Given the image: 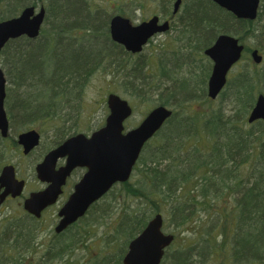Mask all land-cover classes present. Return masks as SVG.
Wrapping results in <instances>:
<instances>
[{
  "label": "trees",
  "instance_id": "1",
  "mask_svg": "<svg viewBox=\"0 0 264 264\" xmlns=\"http://www.w3.org/2000/svg\"><path fill=\"white\" fill-rule=\"evenodd\" d=\"M159 1L161 13L176 19L178 48L162 49L157 59L145 60L111 39L113 15L94 0H0V21L28 6L46 8L37 38L12 39L0 51V66L11 86L5 102L10 133L6 138L0 133V173L19 147L13 126L18 131L60 116L64 108L68 113L76 110L83 90L100 70L121 76L130 94L150 103L155 92L160 105L173 109L145 145L130 180L115 185L80 222L60 234L53 231L36 264H53L55 259L61 264H123L129 242L155 214L161 213L164 226L171 223L177 231L200 210L214 216L210 231L217 228L220 234L212 238L209 232L200 242L182 247L174 233L161 264H214L216 254L227 264H264V121H247L258 95L264 94V60L254 63L250 52L256 47L247 45V63L229 76L216 100L207 95L212 64H202L196 73L204 50L220 34L243 43L264 36V0L255 20L238 19L211 0H183L173 16L175 0ZM129 2L143 7L146 0ZM175 54L179 57L173 58ZM222 203L227 205L218 209ZM117 212L118 221L100 237L103 250L75 258L74 252L84 250L92 236L91 225ZM42 223L23 208L0 217V264H29Z\"/></svg>",
  "mask_w": 264,
  "mask_h": 264
},
{
  "label": "water",
  "instance_id": "2",
  "mask_svg": "<svg viewBox=\"0 0 264 264\" xmlns=\"http://www.w3.org/2000/svg\"><path fill=\"white\" fill-rule=\"evenodd\" d=\"M183 0H176V14ZM221 8L239 19L255 20L261 0H212ZM46 16L45 6L25 7L19 15L0 21V51L12 39L21 36H39ZM170 28L169 20L161 22L158 15L134 24L130 18L115 15L110 21V34L113 41L123 45L132 53L141 52L148 41ZM245 46L230 34H220L205 54L213 61L208 79L207 93L216 99L225 87L228 74L244 53ZM255 63L260 64L263 56L258 49L251 52ZM7 78L0 66V132L3 137L9 134L10 123L5 109ZM109 114L106 123L90 136L77 133L61 145L49 151L42 162L37 164V177L48 183L41 191L32 192L24 200V209L40 218L44 209L58 201L67 177L76 167H86L87 172L76 185L75 191L59 211L60 221L55 231L60 233L83 217L91 205L104 196L115 184L130 179L134 167L146 143L162 128L173 114V110L159 105L154 107L135 128L126 130L125 121L133 114L129 101L115 93L107 98ZM248 122L264 120V94H259L248 115ZM18 143L24 154L30 153L40 143V133L36 129L18 135ZM66 158V164L56 169L59 159ZM25 188V180L16 177L15 166L8 164L0 174V205L11 195L20 196ZM163 215L156 214L128 246L123 264H161L166 249L175 236L163 231Z\"/></svg>",
  "mask_w": 264,
  "mask_h": 264
},
{
  "label": "rangeland",
  "instance_id": "3",
  "mask_svg": "<svg viewBox=\"0 0 264 264\" xmlns=\"http://www.w3.org/2000/svg\"><path fill=\"white\" fill-rule=\"evenodd\" d=\"M129 1L130 0H94V4L98 7H102L111 15L122 14L125 17L127 16L131 18L135 23L141 22L144 19L151 17L152 15H160L162 18H168L167 16L165 17L163 13H161L162 6L159 0H146L143 7H135L136 5L132 4ZM175 23L176 19H173L172 26L169 31L155 36L149 42V44L143 49V51L139 53L141 54V59H143L144 57H146L145 60L147 58L148 60L150 58L157 59L159 57V54L163 52L162 49L168 50L169 48H178V44L175 41L176 27L173 25ZM177 28L179 29V27ZM245 43L246 46L250 45L252 47H258L261 53L264 55L263 35L259 38L249 39ZM202 54L203 53H201V55ZM137 57L138 55H136L135 59ZM162 57L165 58L166 55H163ZM178 57L179 54H175L173 56V58ZM197 58H200V56L197 55ZM208 62L211 63V61L204 54V60L198 63L200 66H198L196 73H200L202 69L201 65L204 63L207 64ZM246 63V59L240 61L230 71L229 76L236 72L239 68L244 66ZM106 71L107 72L100 70L91 78L90 82L81 94L80 107L76 110H71L70 113H68L67 108L66 110L64 108L60 116L53 115L47 119H39L36 122L31 123L29 126L22 127L23 129H20L18 131L16 130L15 126H13L12 130L14 134L16 132L20 133L23 130H29L32 128L40 131L41 143L34 152L28 155H25L23 153L21 146H19L15 152L10 153V159L8 163H11L17 167L18 177L26 179L27 184L23 197L9 198L0 206V217L12 214L22 209L24 197L27 196L30 191L39 189L42 186L41 182L36 176L35 165L42 159L44 153L56 143L57 139H65L70 134H73L75 132L91 133L92 131L104 125L106 117L109 114L107 97L110 93H116L126 98L134 108L133 116L129 118L125 123L127 129L137 126L146 116L149 110L159 104L156 101L158 97L157 93H150V96L153 100L148 103L146 102L147 99L130 94L128 88H124L125 83H123L121 76L112 73L113 71L111 72V69H107ZM140 72L141 71L136 72L137 76H135V74H132L131 78H133L134 76L135 79L138 78L140 76ZM126 85L129 86V83H126ZM7 86L9 87L10 84H8ZM66 131H70L71 133L66 134L65 136L63 135L61 137L60 134H64ZM226 205V203H222L218 209H222ZM120 208L121 207L118 208V211L120 210ZM55 210H57L56 207L48 210L43 217V226L37 239L39 244H36L34 258L31 259L29 264H36L39 261V256L46 250L47 241L53 232ZM89 216V220L93 219V215ZM195 216L196 217L192 220V222L184 226L182 229H177V231H175L174 225L169 223L168 225L164 226V231L177 234V243L182 247H186L188 244H191L193 242H200L201 237L205 238L209 232H211L212 238L217 237L220 234V231L217 228L210 231L213 228V223L215 221L213 218L214 216H211L210 212L200 210L195 213ZM118 219L119 216L117 212V215L116 213L113 214L112 218L108 220L99 219L98 222H94L95 225H91L92 236L87 240L84 250L80 249L74 252V256H76L75 258L81 259L80 256L83 255L82 257H84V253L88 254L90 258L92 253L95 252V254H97L99 249L103 250L104 241L100 237H103L104 231L109 229L112 224L114 225L115 223L113 222L118 221ZM89 220L87 221L89 222ZM218 240L220 241L223 239L222 237H219ZM228 240L229 237L226 239L225 244H228ZM106 247L109 248L107 245ZM220 257V254H216V256H214V264L228 263H223L221 261L222 257ZM60 262L61 261L59 259H55L53 261V264H61Z\"/></svg>",
  "mask_w": 264,
  "mask_h": 264
},
{
  "label": "flooded vegetation",
  "instance_id": "4",
  "mask_svg": "<svg viewBox=\"0 0 264 264\" xmlns=\"http://www.w3.org/2000/svg\"><path fill=\"white\" fill-rule=\"evenodd\" d=\"M62 142V141H61ZM60 142V143H61ZM59 143L56 141V143L49 149L51 150L52 148L58 146ZM47 150L43 157L45 156V154L49 151ZM35 151V150H34ZM33 151V152H34ZM42 157V159H43ZM41 159V160H42ZM66 163V159H60L56 165V169H59L60 167H62L63 165H65ZM87 168L86 167H76L73 169V171L71 172V174L67 177V180L65 182V184L62 186V191L61 194L59 195V199L57 201V203L55 205L49 206L48 208H46L43 211L42 217L40 219H43L44 215L46 214V212L54 207L57 208V210H55V218H54V224H53V230L55 228V226L57 225V223L60 220L59 217V210L61 209V207L65 204V202L68 200V198L71 196V194L75 191L76 185L81 181V179L83 178L84 174L86 173ZM21 179V178H20ZM27 184V183H26ZM42 186L39 189L36 190H32V191H39V190H43L45 189L48 184L47 183H43L41 182ZM31 191V192H32ZM30 192V193H31ZM9 197L6 199L8 200ZM84 218V217H83ZM83 218H81L79 221H77L76 223L80 222ZM75 223V224H76ZM64 232V231H63Z\"/></svg>",
  "mask_w": 264,
  "mask_h": 264
}]
</instances>
